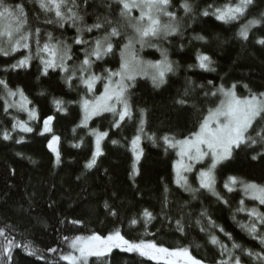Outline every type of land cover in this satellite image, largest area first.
Instances as JSON below:
<instances>
[{
    "label": "trees",
    "instance_id": "16d2710c",
    "mask_svg": "<svg viewBox=\"0 0 264 264\" xmlns=\"http://www.w3.org/2000/svg\"><path fill=\"white\" fill-rule=\"evenodd\" d=\"M8 2L24 5L30 30L40 29L39 47L42 48L49 33L53 43L65 40L71 46L72 55L66 63L70 70L78 69L84 53L81 45L73 43L77 35L74 27L65 24L61 28L57 24L46 23V20L54 19V14L43 12L37 0ZM171 2L169 10L176 11L179 33L152 40L155 47L146 44L141 48L136 44V55L146 63L156 62L164 58L162 52L166 51L175 71L168 73L165 83L159 87L154 86L150 75L136 76L128 90L132 116L131 119L126 118L119 128L112 126L111 113L93 117L87 127L83 126L81 99L100 94L104 81H97L94 90L88 92L78 70L71 86L65 83L69 73L60 68L49 69L47 75H43L42 52L37 47L35 35L28 41V51L22 48L8 56L0 54V79L5 80L12 90L23 89L31 101L29 106L38 113L37 119L30 120L27 112L16 108L5 111L8 97L0 85V228L5 229V235L0 236V252L6 238L21 245L12 249L11 260L6 264H70L61 256L73 252L70 244L74 237L93 233L107 235L117 229L129 240H155L158 245L169 249L189 247L191 254L204 264H217L221 259H227V254L222 255L219 247L210 243V233L229 248L234 240L245 249L264 251V246L241 228V224L252 219L248 210L256 208L264 213V205L245 195L239 184L232 186L233 191L225 188L229 177L264 185V155L252 159L264 153V149L255 145L241 146L234 149L229 160L217 166L215 188L222 199L203 189L193 198L192 193L175 182L177 149L168 147L161 139L168 135L179 140L198 130V121L222 99L219 93L216 96H206L205 93L215 92L221 85L228 88L235 84L240 97L248 96L250 91L264 92V45L256 43L264 38V24L252 28L247 40L238 35L242 25L264 12V0H256L255 7H250L244 17L230 23L216 19L213 13L216 8L238 0H190L193 12L188 14L180 7L182 0ZM84 11L87 12V24L94 23L97 15H109L114 21L119 20V6L113 4L109 12L101 0H89ZM204 11L209 15L204 16ZM132 14L136 16V13ZM122 33L133 35L131 29L123 27ZM102 34L94 30L85 33L84 39L91 41ZM197 36L205 39H196ZM112 42L115 45L113 53L95 61L92 66L97 75H106V69L116 71L121 65L119 52L126 37H116ZM200 54L211 57V67L215 71L197 66ZM29 55L32 56L29 66L10 67ZM56 99L64 101L66 112L56 109ZM180 99H186L188 103L178 104ZM141 109L144 110L145 121L140 141L143 155L136 165L139 173L133 175L135 156L131 141L138 134ZM48 116L54 117L51 127L61 138L59 164L55 153L47 147L52 133L41 135L43 121ZM17 120L28 122L33 131L13 130ZM261 124L264 121L258 120L257 125ZM92 129L107 131L108 136L101 142L102 155L97 157L96 165L88 169L85 165L96 147ZM4 130L10 132L12 139H3ZM152 136L154 141L149 139ZM76 144L80 147H74ZM188 181L193 188H199L196 171L188 175ZM106 202L108 208L105 207ZM239 208L245 210L238 211ZM110 210H114L116 215H111ZM144 210L152 213L150 222H145ZM209 218L215 223V228ZM132 219L138 223L132 225ZM177 220L183 224V232L177 230ZM72 221L83 223L73 224ZM260 230L264 233V226ZM24 244H30L37 254L30 255L22 246ZM52 248L57 251H49ZM41 255L45 258L41 259ZM240 257L243 264H260L246 254H240ZM87 264L164 262L114 248L105 256L89 257Z\"/></svg>",
    "mask_w": 264,
    "mask_h": 264
},
{
    "label": "snow or ice",
    "instance_id": "6c2138e0",
    "mask_svg": "<svg viewBox=\"0 0 264 264\" xmlns=\"http://www.w3.org/2000/svg\"><path fill=\"white\" fill-rule=\"evenodd\" d=\"M89 0H37L39 8L45 13H53L54 19H48L45 22L48 24H57L61 28L65 24L74 27L77 35L73 38V43L82 46L84 59L80 62L78 69L70 70L66 61L72 59L71 46L65 40H56L52 42L51 33L48 34L47 41L43 43L42 48L39 47L40 29L36 28L33 32L29 28L28 17L23 4L12 5L8 0H0V54L4 56L10 55L12 52L20 48H29L28 41L33 37L37 38V47L40 52L47 54V58L41 57L43 64V75H47L49 69L61 68L65 73H69L65 77V83L71 86L72 79L76 75V71L80 72L81 82L84 84L86 91L92 92L97 81H104V90L99 96L93 99L82 98L81 106L83 109L82 124L87 127L88 121L96 116H101L104 113H111L113 116V127L119 128L125 119H131L132 110L128 97V90L132 86L138 74L150 75L154 86L159 87L165 83V77L168 73L174 72L173 62L167 58L166 51L162 52L163 59L156 62H148L140 60L136 55V44L143 48L146 44L155 47L151 43L154 39L161 37L166 38L169 35L177 34L180 31L178 18L175 10L172 8L171 0H101L103 6L111 11L112 5L119 6L117 16L118 21H114L109 15H97L95 22L87 24L84 11ZM256 0H238L236 3H227L223 7L215 9L213 15L216 19L225 23H230L244 17L250 7H255ZM180 7L185 14L193 12V6L190 0H182ZM138 9L139 15L133 16V10ZM204 16L209 15L208 11L202 13ZM264 24V12H261L258 17H253L248 20L239 30L238 35L247 40L249 32L257 25ZM124 29H131L133 35L128 36L122 33ZM94 30L100 31L103 34L94 37L91 41L84 39L85 33H91ZM125 35L126 42L120 48L121 65L118 71L106 69V75H97L92 71V66L95 61L102 60L105 56L113 53L115 45L113 39ZM196 39L203 40V36H197ZM7 44V47L4 44ZM260 45H264V38L256 41ZM32 56H25L16 64L10 67L15 69L19 67H27L30 64ZM198 67L206 71H215L211 67L212 59L206 54H200L197 57ZM117 78V79H114ZM211 84V81L209 82ZM0 85L5 89L6 97L19 100H5V111L9 108H16L19 111L28 113L30 120L38 118V113L35 109L29 108L31 101L25 96L23 89L12 90L8 87L5 80L0 79ZM203 87V86H201ZM245 87H247L245 85ZM236 85L233 84L228 88L223 85L219 86L215 92L205 93V95L216 96L218 93L222 96L219 104L210 108L207 115L203 116L198 121V130L191 132L183 139H175L168 135L161 139L170 148L178 149L180 159L176 163V183L184 188L185 191L193 194L201 189L212 193L218 199H222L216 191L215 170L217 166L226 160H229L234 149H239L241 146L251 147L258 146L264 149V124L257 125V121H264V92L252 93L248 96L240 97L236 93ZM43 95V93H41ZM187 95V92L185 93ZM58 111L66 112L64 101L56 99L54 101ZM178 104L185 105L188 103L186 99H180ZM140 127L138 134L132 139L131 147L135 160L133 163V175L139 173L136 165L139 163L143 149L140 147L141 135L144 132V110L141 109ZM53 116H48L43 121L44 133H52L51 140L47 147L55 153L56 163H60V136L53 132L51 127ZM254 125H257L254 127ZM19 129L22 132L29 133L33 128L28 122L17 120L13 125V130ZM3 139H12L8 130H4ZM91 135L95 137V152L91 159L85 165L91 169L96 165L97 157L102 155L101 142L108 136L107 131L91 130ZM155 140V137H149ZM20 142V141H17ZM82 143V142H81ZM117 143V141H112ZM80 147V144L74 145ZM260 155L253 156L252 159H258ZM205 158H210V163L206 168H201L198 172L199 188H193L188 181L186 173H191L194 166ZM35 163V161H33ZM239 184L245 195L251 199L258 201L260 205H264V185L255 182H245L237 177H229L225 183V188L228 191H233L234 187ZM231 185V186H230ZM227 203V201H224ZM243 204V201H241ZM105 207L108 208L107 202ZM244 208H239L238 211H244ZM249 216L252 218L247 224H241L248 235L253 239L258 240L261 246H264V233L261 232V226H264V213L258 209L252 208L248 210ZM111 215H116L114 210H110ZM202 215H206L203 213ZM143 217L145 222H150L153 219L152 213L144 210ZM210 224L215 228L216 225L210 220ZM73 224H82V221H72ZM132 225L138 223L136 219L130 221ZM199 224L200 221L198 220ZM176 228L183 232L184 226L181 221H176ZM201 231H204L201 228ZM223 232V228L220 229ZM5 235V229L0 228V236ZM231 239L230 234H227ZM65 240L68 238L65 237ZM210 243L217 245L222 255L227 254V259H221L217 264H242L240 254H246L248 257L257 260L260 264H264V251L254 252L250 249L243 248L240 244L232 241L231 248L222 243L218 237L210 233ZM30 255H36L37 250L32 248L30 244L22 245ZM21 247L14 242V239H7L3 251L0 252V264H6L12 257V249ZM70 247L72 253L62 255L61 259L69 261L70 264H87L88 258L102 257L110 253L114 248L121 249L129 253H139L143 257H148L154 261H163L164 264H204L203 261L195 258L189 247H177L169 249L163 245H158L155 240H129L119 229L107 234L100 235L93 233L89 236H76L71 240ZM49 251L56 252L57 249L52 248ZM239 251L240 254H237ZM6 254V255H5ZM44 259V256H40Z\"/></svg>",
    "mask_w": 264,
    "mask_h": 264
},
{
    "label": "rangeland",
    "instance_id": "374dc122",
    "mask_svg": "<svg viewBox=\"0 0 264 264\" xmlns=\"http://www.w3.org/2000/svg\"><path fill=\"white\" fill-rule=\"evenodd\" d=\"M133 13H136V16H138V15H139V10H138V9H134V10H133ZM0 39H5V38H0ZM6 45H7V44H6V42H5L4 46H6ZM20 49H22V48H20ZM23 49H26V51H28V48H23ZM18 50H19V49H18ZM41 56L44 57V58H47V54H45V53H42ZM145 63H146V62H145ZM60 69H61V68H60ZM119 69H120V67H119ZM119 69H117L116 71H118ZM114 72H115V71H114ZM114 79H117V78H114ZM103 90H104V88L102 89L101 93L103 92ZM101 93H100V94H101ZM100 94H98V95H96V96H99ZM88 99H93V98H88ZM8 100H19V97H18V96L15 97V98H9V97H8ZM29 108H31V107L29 106ZM83 114H84V113H83ZM177 153H178V149H177ZM179 159H180V157H179V155H178L177 161H178ZM177 161H176V163H177ZM176 163H175V167H174L175 175H176ZM209 163H210V158H205L204 161H201L200 163L195 164L193 172L196 171L197 176H198V172H199V170H200L201 168H206V167L208 166ZM189 174H190V173H186L187 177H188ZM230 186H231V185H230ZM249 197H250V196H249ZM242 264H243V263H242Z\"/></svg>",
    "mask_w": 264,
    "mask_h": 264
}]
</instances>
